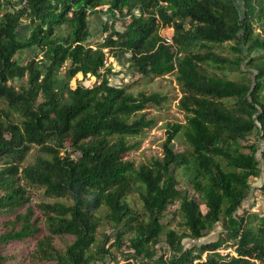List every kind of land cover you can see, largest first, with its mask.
Listing matches in <instances>:
<instances>
[{
	"label": "trees",
	"instance_id": "1",
	"mask_svg": "<svg viewBox=\"0 0 264 264\" xmlns=\"http://www.w3.org/2000/svg\"><path fill=\"white\" fill-rule=\"evenodd\" d=\"M94 15L109 32L96 47ZM165 28L173 33L163 36ZM229 43L234 59L215 51ZM104 49L128 54V67L143 77L176 73L182 90L186 124H169L163 157L138 169L124 160L139 146L129 138L153 127L142 112L167 98L112 85ZM25 51L32 58L22 63ZM244 65L254 78L246 80ZM78 75L100 82L72 86ZM255 132L258 141L244 143ZM180 133L186 152L174 148ZM260 142L264 0H0V215L25 208L0 232V264L3 245L29 238L37 239L32 256L42 264H264V214L239 213L262 173ZM34 146L39 153L26 165ZM27 187L72 203L35 206ZM135 191L142 214L128 204ZM169 206L183 218L182 232L165 230ZM101 208L112 232L100 242ZM222 221L224 238L186 248L185 239L201 240ZM65 236L74 241L57 248ZM229 242L235 255L219 252Z\"/></svg>",
	"mask_w": 264,
	"mask_h": 264
},
{
	"label": "rangeland",
	"instance_id": "2",
	"mask_svg": "<svg viewBox=\"0 0 264 264\" xmlns=\"http://www.w3.org/2000/svg\"><path fill=\"white\" fill-rule=\"evenodd\" d=\"M96 18H99V15H94ZM94 18V17H93ZM104 23H101V27ZM121 23L117 24L116 29L119 31H123ZM94 38L91 39L90 44L93 47H96L98 44H101L103 40L107 37L109 32H104L103 29L98 27L96 31H94ZM256 32H260L259 27H256ZM173 30L169 28H165L162 30V35L165 36L166 34H172ZM263 34V33H262ZM234 46V43L225 44L221 47H216L215 51L223 54V56L229 57L234 59L236 53L231 49ZM104 52L108 53L109 49H104ZM109 55V53H108ZM107 55V56H108ZM32 58V53L25 51L22 54V63H26L29 59ZM127 58L129 55H125L122 57H112L109 55L107 61V67H111L113 70V74L109 75L110 83L114 86L123 87L127 86L129 91L138 94L140 92H144L146 94L152 93H160L162 96L167 98L166 102L163 103L161 106H154L150 105L148 108L142 112L145 113L147 119H151L155 121V124L151 128H147L144 132L136 137L129 138L130 143H139V146L135 149V151H131L125 155L124 160L133 162L135 167L138 169L143 165L150 164V162L154 158H161L164 155L163 144L167 139V131L169 124H186V114L183 112L179 107V102L181 97L183 96L182 90L176 81V73L169 74L164 77H143L140 74H137L134 70L128 67ZM68 66L66 64L65 68ZM243 69H248L245 73L246 80L250 78H254L252 72L254 68L250 65H244ZM207 71L211 74L219 73L217 70L207 67ZM104 72V71H103ZM228 79L231 80H240L242 79V74L239 72H228L226 73ZM100 82L97 78L92 76H87L84 78L82 75L76 76L72 82V86H77L78 84H84L88 87L94 86L96 82ZM22 83V82H21ZM140 113L139 115H141ZM258 141V136L256 132L253 133L251 136L244 143H252ZM262 150H264V142H260ZM174 148L177 152H186L189 149V145L186 142V139L183 133H180L176 140L174 141ZM39 147L34 146L28 155L25 164L29 165L34 163L36 156L39 153ZM261 150V152H262ZM260 152V153H261ZM261 161V168L262 173L259 177L252 179V190L250 196L244 201L242 208L240 209V215H250L258 213L261 216L264 214V159L259 157ZM181 174V172H180ZM180 179V178H179ZM181 188H188V184L186 180L182 177L181 178ZM28 193L31 197L32 204L37 205L41 202H56V201H63L68 204L72 203L68 200H59L54 198L46 197L44 194L43 189H38L34 187H27ZM191 197L199 199V195L196 194L193 190H190ZM128 204L133 209V211L141 213L143 212V205L141 201V197L139 192L135 191L130 193L127 198ZM202 202L201 199L198 200ZM25 208H21L13 213L10 214H3L0 215V232L6 229L5 223L9 220H14L16 215L20 212H23ZM103 208L100 211L96 212L95 214L100 215L101 218V225L98 229V239L101 242L103 240L104 233L112 232L111 225L103 219L104 213L102 212ZM202 211L206 212L207 209L205 206H202ZM36 212H38L36 210ZM173 208L169 206L168 210L164 215V219L162 222L165 224V230L169 229H176L179 232H182L184 229L180 226L183 218L179 215H175ZM256 225V223H254ZM224 222H220L216 225L214 230L207 234L206 237L202 238L201 240H192V239H185L184 244L186 248H190L199 244L200 242H213L219 240L221 237H225L224 235ZM162 240L166 241V234H163ZM36 238H29L23 242H11L6 245L2 246V254L6 258L4 264H42L37 262V260L32 256V252L35 249L36 245ZM74 241V237L72 236H65V237H58L55 239L54 244L57 248L66 249V247ZM112 242V241H111ZM110 242V243H111ZM233 242L226 243L219 252L226 254V252H230V254L235 255L234 246L232 245ZM163 249L166 253L168 250L166 249V244L163 242ZM114 250V248L112 249ZM119 257V256H118ZM113 264V263H110Z\"/></svg>",
	"mask_w": 264,
	"mask_h": 264
},
{
	"label": "crops",
	"instance_id": "3",
	"mask_svg": "<svg viewBox=\"0 0 264 264\" xmlns=\"http://www.w3.org/2000/svg\"><path fill=\"white\" fill-rule=\"evenodd\" d=\"M91 24H92V29L94 30V31H96V29H98V27L100 26V19L99 18H96V17H94V18H92V20H91Z\"/></svg>",
	"mask_w": 264,
	"mask_h": 264
},
{
	"label": "built area",
	"instance_id": "4",
	"mask_svg": "<svg viewBox=\"0 0 264 264\" xmlns=\"http://www.w3.org/2000/svg\"><path fill=\"white\" fill-rule=\"evenodd\" d=\"M101 9H102L103 11H106V10L108 9V6H102ZM115 14H116V17H117V18L120 17V13H119V12L116 11ZM127 20H128V22H130V21H131L130 17H128ZM110 23H112V21H111ZM166 41L170 44V43L172 42V39H171V38H167Z\"/></svg>",
	"mask_w": 264,
	"mask_h": 264
},
{
	"label": "clouds",
	"instance_id": "5",
	"mask_svg": "<svg viewBox=\"0 0 264 264\" xmlns=\"http://www.w3.org/2000/svg\"><path fill=\"white\" fill-rule=\"evenodd\" d=\"M102 6H108V5H102ZM102 6L99 7L100 10H102V9H101ZM108 8H109V6H108ZM107 10H108V9H107ZM107 10H106V11H107ZM102 11H103V10H102ZM106 11H104V12H106ZM115 13H116V12H115ZM137 15H138V14H137ZM128 17H130V19H131V18H132V15H131V16L128 15L126 18H128ZM131 20H132V19H131ZM130 22H131V21H130ZM130 22H129V23H130ZM166 38H167V37H166Z\"/></svg>",
	"mask_w": 264,
	"mask_h": 264
}]
</instances>
